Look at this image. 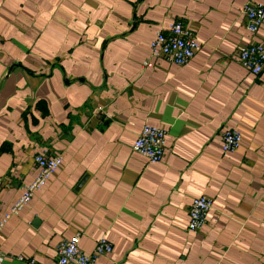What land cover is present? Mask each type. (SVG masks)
Wrapping results in <instances>:
<instances>
[{
	"label": "crops",
	"instance_id": "1",
	"mask_svg": "<svg viewBox=\"0 0 264 264\" xmlns=\"http://www.w3.org/2000/svg\"><path fill=\"white\" fill-rule=\"evenodd\" d=\"M245 1L0 0V220L36 154L64 157L0 232V264H54L78 231L87 253L112 242L97 264H264V71L239 62L264 23L249 31ZM176 20L200 50L144 66ZM145 124L167 131L160 162L133 150ZM227 128L244 138L232 152ZM200 195L213 205L190 230Z\"/></svg>",
	"mask_w": 264,
	"mask_h": 264
},
{
	"label": "built area",
	"instance_id": "2",
	"mask_svg": "<svg viewBox=\"0 0 264 264\" xmlns=\"http://www.w3.org/2000/svg\"><path fill=\"white\" fill-rule=\"evenodd\" d=\"M240 11L246 18L247 28L256 35L264 23V3L246 0ZM200 48V42L191 28L181 20H176L156 33L150 44V57L143 62V65L152 66L153 60L159 58L177 65H186ZM239 62L251 73L260 75L264 71V43L254 41L241 49ZM166 136V129L145 124L134 142L133 150L144 156L149 163L160 162L165 156ZM221 138L224 152L235 151L244 140L241 132L234 128L224 129ZM34 159L38 173L32 182L24 186L22 195L1 218L0 232L8 220L13 215L19 214L33 199L35 193L47 184L62 166L64 157L62 154H50L43 151L36 154ZM212 205L213 200L207 195L193 198L189 208L188 228L190 230H198L207 223ZM81 238L82 233L78 231L71 238L62 240L57 246L58 258L54 264H97L100 256L109 254L113 250V244L106 234L99 238L91 253L81 248ZM5 257V253L0 248V263L5 260ZM18 258L25 259L22 255ZM28 261L31 264H37L35 259Z\"/></svg>",
	"mask_w": 264,
	"mask_h": 264
}]
</instances>
